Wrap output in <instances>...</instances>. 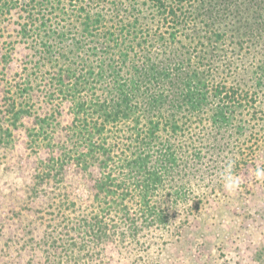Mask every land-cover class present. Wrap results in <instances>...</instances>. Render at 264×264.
Returning a JSON list of instances; mask_svg holds the SVG:
<instances>
[{
  "label": "trees",
  "instance_id": "16d2710c",
  "mask_svg": "<svg viewBox=\"0 0 264 264\" xmlns=\"http://www.w3.org/2000/svg\"><path fill=\"white\" fill-rule=\"evenodd\" d=\"M260 138L264 0H0V142L35 155L17 252L133 244Z\"/></svg>",
  "mask_w": 264,
  "mask_h": 264
},
{
  "label": "rangeland",
  "instance_id": "374dc122",
  "mask_svg": "<svg viewBox=\"0 0 264 264\" xmlns=\"http://www.w3.org/2000/svg\"><path fill=\"white\" fill-rule=\"evenodd\" d=\"M241 152L232 169L242 181L234 194L225 190L219 165L210 170L212 180L199 179L206 196L194 213L186 215L187 207L178 206L176 223L142 229L133 244L113 241L87 252L90 244L84 241L81 254L87 256L66 257L55 264H264V181L254 177L257 167L264 168L263 139L257 145L248 141ZM34 157L20 141L7 150L0 142V264H45L36 245L14 250L20 244L18 236L30 227V208L38 202L20 193ZM75 193L86 195L83 187Z\"/></svg>",
  "mask_w": 264,
  "mask_h": 264
},
{
  "label": "clouds",
  "instance_id": "9594fccd",
  "mask_svg": "<svg viewBox=\"0 0 264 264\" xmlns=\"http://www.w3.org/2000/svg\"><path fill=\"white\" fill-rule=\"evenodd\" d=\"M234 161L229 160L223 167L220 173V179L223 182V186L227 192L234 194L240 189L241 179L233 174ZM254 177L257 181H264V168L257 167L254 171ZM198 195V193H197Z\"/></svg>",
  "mask_w": 264,
  "mask_h": 264
}]
</instances>
